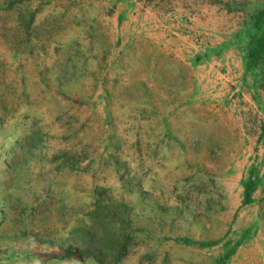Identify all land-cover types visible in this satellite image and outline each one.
<instances>
[{"label": "rangeland", "instance_id": "1", "mask_svg": "<svg viewBox=\"0 0 264 264\" xmlns=\"http://www.w3.org/2000/svg\"><path fill=\"white\" fill-rule=\"evenodd\" d=\"M0 264H264V0H0Z\"/></svg>", "mask_w": 264, "mask_h": 264}, {"label": "trees", "instance_id": "2", "mask_svg": "<svg viewBox=\"0 0 264 264\" xmlns=\"http://www.w3.org/2000/svg\"><path fill=\"white\" fill-rule=\"evenodd\" d=\"M122 256V252H120L119 254H118V256H117V260H119V258Z\"/></svg>", "mask_w": 264, "mask_h": 264}]
</instances>
